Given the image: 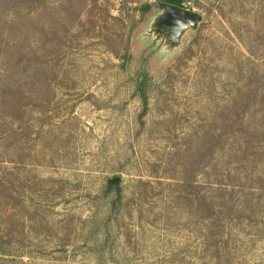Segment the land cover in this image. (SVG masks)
Returning a JSON list of instances; mask_svg holds the SVG:
<instances>
[{
	"label": "rangeland",
	"instance_id": "rangeland-1",
	"mask_svg": "<svg viewBox=\"0 0 264 264\" xmlns=\"http://www.w3.org/2000/svg\"><path fill=\"white\" fill-rule=\"evenodd\" d=\"M183 9L0 0V264H264V0Z\"/></svg>",
	"mask_w": 264,
	"mask_h": 264
},
{
	"label": "water",
	"instance_id": "water-1",
	"mask_svg": "<svg viewBox=\"0 0 264 264\" xmlns=\"http://www.w3.org/2000/svg\"><path fill=\"white\" fill-rule=\"evenodd\" d=\"M166 9V17L169 19V24H177L179 27L186 23L200 21L199 17H196L189 11L174 6L164 4ZM167 19V18H166ZM167 23V21H166Z\"/></svg>",
	"mask_w": 264,
	"mask_h": 264
},
{
	"label": "trees",
	"instance_id": "trees-1",
	"mask_svg": "<svg viewBox=\"0 0 264 264\" xmlns=\"http://www.w3.org/2000/svg\"><path fill=\"white\" fill-rule=\"evenodd\" d=\"M163 4L169 5V6H174L177 8H182L183 9V0H161ZM149 8L148 5H145L143 7V12L147 11Z\"/></svg>",
	"mask_w": 264,
	"mask_h": 264
}]
</instances>
